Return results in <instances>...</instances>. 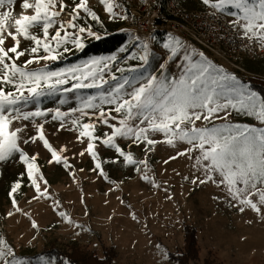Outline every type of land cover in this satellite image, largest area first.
<instances>
[{
    "label": "snow or ice",
    "instance_id": "snow-or-ice-1",
    "mask_svg": "<svg viewBox=\"0 0 264 264\" xmlns=\"http://www.w3.org/2000/svg\"><path fill=\"white\" fill-rule=\"evenodd\" d=\"M16 2L0 0V162L18 155L27 166V176L37 193L33 199L52 197L48 192V181L42 174L36 175L39 172L37 156H30L22 145L42 141L51 154L50 164H62L66 170L72 169L64 155L67 146L57 149L46 138L44 124L49 122L50 116L52 121L60 122L61 129L71 124L68 130L78 132L77 141L87 142L79 155L89 154L96 161L93 170L109 182L112 181L103 169L104 162L98 157L97 141L117 154L111 163L126 162L144 167H148V161L134 158L118 140L144 144L146 152L163 142L176 150V155L164 161L165 164L178 157H186L192 162V184L211 183L223 193L229 205L237 207L241 213L251 209L264 216V93L252 89L234 73L216 65L203 52L190 49L172 34L162 45L168 55L159 64V71H147L152 51L149 42L138 35L132 45L120 51L137 47L139 51L132 52L128 59H137L141 63L138 67L117 69L120 76L110 71L111 66L103 57L55 70L47 63L30 68L40 61L61 59L60 49L70 51L69 43L82 50L84 44L80 34L93 36L95 33L91 27L79 25L77 21L90 18L100 22V17L90 7L89 0H72L71 4L65 0H22V10H32V14L14 15ZM201 2L212 9L214 18L232 17L229 26L240 34L241 39L248 41L249 46L254 44L264 49V0ZM99 3L111 19H128L122 11L123 4L117 0H99ZM35 29H39V33ZM52 29L54 34H50ZM9 38L13 45L6 47ZM21 38L31 41L32 46L22 49ZM25 55L29 58L18 64ZM178 58L183 61L178 65L179 71L169 73V63ZM116 59V56L107 58L110 61ZM126 72L130 74L125 75ZM7 86L11 87L6 90ZM90 89L96 90L95 93L77 95V106L68 111L39 106L43 97L60 95L59 104L64 105L69 102L65 94ZM29 105H35V110H26ZM234 114L258 123L236 122L232 119ZM38 118L43 122H38ZM85 118L88 122H84ZM24 121L33 125L36 135L27 134ZM97 121L110 131L98 136ZM156 135H163L164 140L155 139ZM180 145L184 147L181 149ZM136 170L142 171L140 167ZM70 174L75 178L74 173ZM144 178L159 186L146 174ZM184 179L189 180V177ZM40 182L45 185L43 190ZM20 188L21 183L16 182L9 192L16 211H22L14 195ZM53 202L58 206V201ZM59 214L67 219L66 213ZM8 215L12 216L13 212ZM132 218L136 219V216L133 214ZM33 227H37L35 222ZM0 264H24L3 237H0ZM48 264L53 262L49 260Z\"/></svg>",
    "mask_w": 264,
    "mask_h": 264
},
{
    "label": "rangeland",
    "instance_id": "rangeland-1",
    "mask_svg": "<svg viewBox=\"0 0 264 264\" xmlns=\"http://www.w3.org/2000/svg\"><path fill=\"white\" fill-rule=\"evenodd\" d=\"M180 1L188 7H206L201 0ZM65 3L71 4L72 0H65ZM21 4L22 0H17L14 15L22 12L32 14V10L24 12ZM89 5L97 12L100 22L90 18L77 21L79 25L91 27L95 33L93 36L80 34L83 44L90 39L105 36L96 32L93 27H110L116 33L125 32L129 41L127 45L131 44V35L127 32L124 19H111L99 0H89ZM81 15L84 16L83 13ZM34 31L39 33V29ZM68 31L71 32L72 29ZM50 34H54V29L50 30ZM153 35L147 40L150 49L152 53L162 55L153 69L156 71L168 52L157 44ZM179 38L190 49L202 52L188 39ZM12 45L13 41L9 38L6 47ZM31 46V41L21 38L22 49ZM158 46L163 50L162 53L156 52ZM67 47L70 51L64 52L61 48V56L63 53H75L79 50L70 43ZM136 50L139 51L138 48ZM203 53L242 81L254 74L264 75V55L241 63L250 72L248 74L235 70L211 53ZM40 54L44 53L41 51ZM28 58L25 55L17 63L23 64ZM107 58L105 60L110 65L112 61ZM51 62L40 61L29 67H40ZM181 63L183 61L179 58L169 63L168 72H178V65ZM66 96L69 102L65 105L57 103L42 109L59 107L62 111H68L76 107L72 101L76 100V93ZM35 107L31 105L26 110H35ZM47 119L49 122L44 124L46 138L57 149L67 146L64 155L68 157L72 169L66 170L62 164H50L51 154L44 148L42 141L22 145V148L30 156H37L39 172L36 175L42 174L48 181V192L52 198L33 199L37 193L27 176V166L19 160L18 155L7 162H0V237L7 240L16 257L23 260L24 264H48L46 259H38L33 255L50 241H55L60 248L67 249L75 243L88 249H96L98 253L104 247H113L117 252L116 262L123 264H172L166 260V254L183 248L184 224L194 226L197 231L198 259L191 260V264H264V216L251 209L241 213L237 207L230 206L223 193L211 183L192 184L194 170L191 168L192 162L186 157H178L165 164L164 161L176 155V150L171 146L161 142L152 151L146 152L147 146L144 144L137 145L129 140L119 139L120 146L131 151L134 158L148 161V167H144L127 165L126 162L111 163L117 154L97 141L98 157L104 162L103 169L112 181L109 182L98 171L93 170L96 161L89 154L79 155L86 148L87 142L81 144L77 141L78 132L68 130L72 127L71 124L61 129L59 121H52L50 116ZM232 119L241 123H258L242 115L234 114ZM38 122L43 120L38 118ZM84 122H88L87 118ZM23 123L27 125L29 136L37 134L29 121ZM109 131V128L97 121L98 136ZM154 138L164 140L163 135H156ZM180 147L182 149L184 145ZM137 167L142 171H137ZM70 172L74 173L75 178ZM145 174L159 186L149 183L144 178ZM185 176L189 180H185ZM16 182L21 183V188L14 195L17 206L22 211L13 208L9 196L11 186ZM40 186L42 190L45 188L43 182H40ZM53 200L59 202L58 206ZM9 212H13V215L9 216ZM60 212L66 213L67 219ZM133 214L136 219L132 218ZM33 222L37 227H33Z\"/></svg>",
    "mask_w": 264,
    "mask_h": 264
},
{
    "label": "built area",
    "instance_id": "built-area-1",
    "mask_svg": "<svg viewBox=\"0 0 264 264\" xmlns=\"http://www.w3.org/2000/svg\"><path fill=\"white\" fill-rule=\"evenodd\" d=\"M123 4L124 19L131 44L135 36L147 41L155 32L169 33L191 41L199 51L211 53L235 70L250 74L241 64L261 57L264 49L241 39L229 26L228 16L214 18L212 9L188 7L180 0H117ZM129 42V41H128ZM137 51V47L133 48ZM156 52L162 53L160 46ZM117 58L121 52H115Z\"/></svg>",
    "mask_w": 264,
    "mask_h": 264
},
{
    "label": "trees",
    "instance_id": "trees-1",
    "mask_svg": "<svg viewBox=\"0 0 264 264\" xmlns=\"http://www.w3.org/2000/svg\"><path fill=\"white\" fill-rule=\"evenodd\" d=\"M93 28H95L96 32L105 34V36L84 42V48L82 50L79 49L75 53H63L61 59L52 61L49 64L50 68L52 70L66 68L71 65L81 64L83 61L91 60L93 58L103 57L106 59L109 56H116V54H114L115 52H121V48L128 46V35L125 32L116 33L115 29L110 27ZM168 37L169 33L163 32H155L153 35L154 40L161 47ZM164 50L167 51L166 49ZM134 51V49L129 47L128 51L121 52L122 56L110 63V66L113 65L111 72L116 76H120L121 73L117 71V69L138 67L141 63L139 60L128 59ZM161 56L162 55L158 53H152V57L150 58L151 63L147 69L148 72H153L159 59L162 58ZM156 71H159V68H157ZM129 74L130 73L127 72L125 73V75ZM244 82H247L252 89L264 93V75L254 74L253 77H246ZM10 87L11 86H7L6 90ZM95 91L96 90L94 89H90L84 90L82 93H75L76 95H88L94 94ZM60 98V95L43 97L39 106L41 108L52 106L59 103ZM72 101L74 105L77 106V101ZM182 247L183 248L177 249L175 252H168L166 254V260L172 264H191V260L198 259L199 248L197 231L195 227L190 224H184V243ZM33 257L46 259L47 261L51 260L54 264H123L116 262L117 252L113 247H104V249L102 248L101 253H98L96 249H88L87 247L85 248L75 243H72L67 249L60 248L55 241L47 243L41 251L33 255Z\"/></svg>",
    "mask_w": 264,
    "mask_h": 264
},
{
    "label": "clouds",
    "instance_id": "clouds-1",
    "mask_svg": "<svg viewBox=\"0 0 264 264\" xmlns=\"http://www.w3.org/2000/svg\"><path fill=\"white\" fill-rule=\"evenodd\" d=\"M128 43V42H127Z\"/></svg>",
    "mask_w": 264,
    "mask_h": 264
}]
</instances>
